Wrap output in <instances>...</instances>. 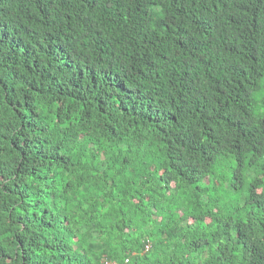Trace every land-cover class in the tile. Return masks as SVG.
<instances>
[{"label":"trees","instance_id":"obj_1","mask_svg":"<svg viewBox=\"0 0 264 264\" xmlns=\"http://www.w3.org/2000/svg\"><path fill=\"white\" fill-rule=\"evenodd\" d=\"M0 264H264V0H0Z\"/></svg>","mask_w":264,"mask_h":264}]
</instances>
